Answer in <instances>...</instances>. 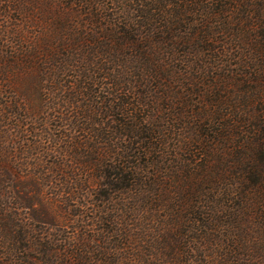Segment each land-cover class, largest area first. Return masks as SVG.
Returning a JSON list of instances; mask_svg holds the SVG:
<instances>
[{"label":"trees","instance_id":"obj_1","mask_svg":"<svg viewBox=\"0 0 264 264\" xmlns=\"http://www.w3.org/2000/svg\"><path fill=\"white\" fill-rule=\"evenodd\" d=\"M51 128L101 140L57 137L111 227L27 263L18 163ZM0 140V264H264V0H0Z\"/></svg>","mask_w":264,"mask_h":264},{"label":"rangeland","instance_id":"obj_2","mask_svg":"<svg viewBox=\"0 0 264 264\" xmlns=\"http://www.w3.org/2000/svg\"><path fill=\"white\" fill-rule=\"evenodd\" d=\"M24 124L27 128L23 130L32 126L35 127L31 122H26ZM50 124L56 125L51 122ZM14 129H11L12 135L10 138L12 142L15 143L17 142V137H20V133H13ZM51 129V133L55 135L54 140L51 141V143H46L47 138L45 137L43 141L41 140L43 144L38 147H35V142L32 143L33 140L30 138L29 133V143L25 145L30 146L31 152L29 155L23 157L24 160H19L18 163V166L21 164L27 166V170L20 172L22 176H25L20 178V181L17 182L18 184L20 182L19 186H21L22 189L19 188L13 195L16 198L18 192H23L18 194L22 195L24 198L25 201L23 204L24 207L27 206V208L12 210L11 212L22 215L23 223L27 225L23 229L27 231L29 236L26 235L27 239L21 244L24 250L23 254L19 255L21 258H24L27 263L46 262L45 259H47V257L43 255L36 241L48 243L54 253V258L57 256L62 262H70L69 256L76 254L77 248L85 242L87 247L95 249L99 247L100 243L95 242V244H93L91 241L94 239H104L105 236L101 235L99 231L104 226L107 229L111 227L110 223L106 220L107 216L104 215L103 218L105 221L103 225L101 226L98 223V212L102 207H105L98 202L99 198H97V184H99L97 177L100 175V172L98 170H93L92 172L89 171L81 175L84 171L83 168L81 166L77 167L71 158L73 153H80V150L69 152L71 150V144L61 146L62 142L59 143L57 137L65 131L68 135L72 134V136L79 137L76 143H81L82 145L91 143V145L96 147L98 154L101 151V147L98 143L100 139L92 140V142V137L86 133H77L71 129L59 130L56 132L54 128ZM23 144L24 143H22V145ZM0 145L11 147V144H4L2 140H0ZM74 145L76 146V144ZM16 147L22 146L16 143ZM92 156L96 157L93 153ZM35 175H37L41 181ZM22 185L25 187V190ZM29 200L32 201L31 204L26 202ZM105 208L107 211V207ZM82 214L89 216L87 220H85L86 224L93 227L83 228V223H81L82 228L79 229V223L77 221L81 218H79L78 215ZM80 221L83 222L84 220L81 219ZM87 241H90V243ZM31 242L32 244L30 245ZM56 249H58L57 252ZM3 253H5V251L1 250L0 257H5ZM96 253L97 252H95V254ZM90 257H93V251H88V254H85V259L89 260ZM98 257H100V255ZM6 259H10V257ZM99 259L100 258L97 260Z\"/></svg>","mask_w":264,"mask_h":264}]
</instances>
